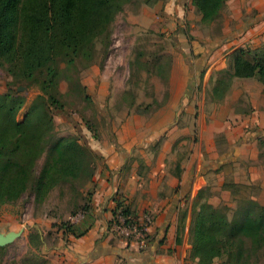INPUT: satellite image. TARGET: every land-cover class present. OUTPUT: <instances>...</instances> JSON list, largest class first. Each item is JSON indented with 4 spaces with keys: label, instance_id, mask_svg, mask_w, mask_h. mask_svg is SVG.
Segmentation results:
<instances>
[{
    "label": "rangeland",
    "instance_id": "374dc122",
    "mask_svg": "<svg viewBox=\"0 0 264 264\" xmlns=\"http://www.w3.org/2000/svg\"><path fill=\"white\" fill-rule=\"evenodd\" d=\"M120 1L122 10L107 31L94 40L93 46H86L83 53L74 56L72 64L66 63L64 55L56 58L58 78L48 90L57 100L51 106L55 140L79 138L92 150L89 157L93 159L94 175L102 164V157L90 145L94 140H104L112 146L116 141L117 151V147L121 149L118 156H124L129 177L134 172L146 173L147 160L170 149L174 156L167 162L171 164L172 175L181 172V163L193 169L195 153L200 147L205 158L202 166L211 162L213 167H219L228 159L223 157L228 150L224 135L213 134L215 128L228 121L234 112L248 110L252 100L257 98L264 103V85L256 78H238L223 97L227 81L218 93L214 94L213 88L221 71L232 67L235 50L264 47V22L255 19L256 13L242 19L233 18L227 12L210 24L194 16H184L179 24L181 18L161 20L158 17L169 0ZM196 14L199 13L196 11ZM198 46L205 51L196 52ZM206 48L216 52L211 51L213 54L209 57ZM191 73L193 79L197 75L199 78L197 82L193 80L192 95L186 97L179 89L188 77L191 79ZM45 78L43 71L28 78L18 68L11 69L10 63L0 62V93L16 89L26 98L18 121H23L34 100L46 93ZM54 142L49 151L53 150ZM214 142L217 155L208 158L207 145L212 148ZM46 157L47 153L38 161V173ZM93 178L60 184L43 202H38L35 191L29 188L18 201L0 206V233L20 229V224L35 219L40 223L32 232L45 231V240L54 242L61 235L64 219L88 204ZM227 190L230 195L211 191V187L201 189L200 195L190 189L184 199L193 209L204 202L216 207L228 206L232 216L243 205L241 197L259 196L255 185L241 184ZM116 200L117 204L125 202L123 196ZM49 217L57 219L51 229L47 223ZM30 231L25 228L18 231L19 237L0 254V264H44L41 253L29 245ZM129 239L134 237L131 235ZM224 260L217 259L214 264H222ZM249 264H264V254L257 260L252 257Z\"/></svg>",
    "mask_w": 264,
    "mask_h": 264
},
{
    "label": "trees",
    "instance_id": "16d2710c",
    "mask_svg": "<svg viewBox=\"0 0 264 264\" xmlns=\"http://www.w3.org/2000/svg\"><path fill=\"white\" fill-rule=\"evenodd\" d=\"M226 2L191 0L201 21L207 24L219 18ZM122 8L120 0H0V62L10 63L11 69L18 68L28 78L43 71L47 85L46 93L34 100L21 122L17 116L25 96L16 89L0 93V206L18 201L31 187L36 200L43 202L58 185L94 176L89 147L75 136L55 140L51 106L57 100L48 90L57 82V56L64 55L66 63L72 64L74 56L93 46L94 40L107 31ZM232 59V67L221 71L214 94L223 90L227 81L223 97L235 78H256L264 85V47H239ZM45 153V163L38 173V161ZM240 185L225 182L223 188ZM239 200L243 205L232 216L228 206L216 207L208 202L192 209L191 259H197L198 264H214L221 258H225L222 264H249L252 257L257 260L264 254V205L253 198ZM87 207L85 204L82 210ZM120 209L134 223H142L123 203L117 204L113 217ZM186 218L185 211L181 213V226ZM61 229L75 237L83 234L70 221L63 222ZM42 236L32 229L29 234V245L38 253ZM5 249L0 246V254Z\"/></svg>",
    "mask_w": 264,
    "mask_h": 264
},
{
    "label": "crops",
    "instance_id": "0c3cea01",
    "mask_svg": "<svg viewBox=\"0 0 264 264\" xmlns=\"http://www.w3.org/2000/svg\"><path fill=\"white\" fill-rule=\"evenodd\" d=\"M196 11L191 0H169L158 17L161 20L181 18L179 24L184 16H194L201 21V15L196 14ZM227 12L233 18L242 19L253 17V13H256L255 19L264 22V0H227L220 16ZM198 47L196 52L205 51ZM206 50L209 57L215 51ZM187 63L191 68L194 67L191 60L188 59ZM192 73L189 74L192 80L188 77L179 89L186 97H190L194 90ZM198 78L197 75L196 80ZM213 134L224 135L228 151L223 157L227 156L228 159L219 167H213L211 162L202 166L205 158L200 147L195 153L194 168L181 163V172L177 176L172 175L171 164L167 162L174 156L171 149L160 152L152 160L148 159L146 173L134 172L129 177L124 156H118L121 149L117 147V151L116 141L113 142L114 146L105 144L104 140L90 143L92 149L102 157L101 167L93 178L92 196L86 209L64 219L74 224L77 231H83V234L75 237L61 230V235L58 234L60 237L48 243L45 240L47 233L43 230L40 253L44 264H198L197 259L190 258L192 245L189 227L193 207L184 196L190 189L191 192L195 190L199 193L205 187L230 195L231 192L223 185L225 182H234L258 186L259 196L255 200L264 205V151L261 150L264 148V103H260L257 98L252 100L248 110L234 112L228 121L215 128ZM213 144L212 148L207 145L208 158L217 155V144ZM118 196H123V204L141 222L146 212L153 213L154 222L148 228L147 239L130 240L111 231ZM185 211L187 218L184 226H181V213ZM47 221L51 229L57 219L49 217ZM37 223H40L39 220L27 221L20 224L22 228L11 231L18 232L23 228L29 231Z\"/></svg>",
    "mask_w": 264,
    "mask_h": 264
},
{
    "label": "built area",
    "instance_id": "2783aa9c",
    "mask_svg": "<svg viewBox=\"0 0 264 264\" xmlns=\"http://www.w3.org/2000/svg\"><path fill=\"white\" fill-rule=\"evenodd\" d=\"M154 222V215L152 212H146L143 215L142 223H134L131 221V218L126 217L123 211L120 209L117 211V215L113 218L110 225L111 231L121 237L129 239L132 235V238L138 239H147L148 236L145 235L148 233V228ZM147 236V238H146Z\"/></svg>",
    "mask_w": 264,
    "mask_h": 264
},
{
    "label": "water",
    "instance_id": "95a60500",
    "mask_svg": "<svg viewBox=\"0 0 264 264\" xmlns=\"http://www.w3.org/2000/svg\"><path fill=\"white\" fill-rule=\"evenodd\" d=\"M19 90H22V88H20ZM21 233L19 232H8L6 234L0 233V246L4 247L7 246L8 244H10L13 240H15V238L19 237Z\"/></svg>",
    "mask_w": 264,
    "mask_h": 264
}]
</instances>
